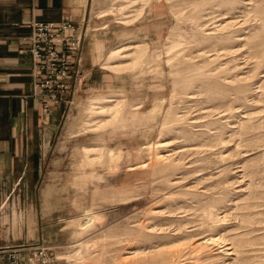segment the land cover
Masks as SVG:
<instances>
[{
	"label": "rangeland",
	"instance_id": "374dc122",
	"mask_svg": "<svg viewBox=\"0 0 264 264\" xmlns=\"http://www.w3.org/2000/svg\"><path fill=\"white\" fill-rule=\"evenodd\" d=\"M103 3L15 228L48 264H264V0Z\"/></svg>",
	"mask_w": 264,
	"mask_h": 264
},
{
	"label": "crops",
	"instance_id": "0c3cea01",
	"mask_svg": "<svg viewBox=\"0 0 264 264\" xmlns=\"http://www.w3.org/2000/svg\"><path fill=\"white\" fill-rule=\"evenodd\" d=\"M103 5V0H0V247L21 244L25 260L41 245L42 231L38 227L37 236L30 237L28 226L17 230L11 218L17 201H27L26 190L38 180L43 137L62 120L65 105L45 109L33 95L32 58L21 48L29 44L33 21L85 20L92 31L82 46V71L90 78L111 45L110 22L98 14ZM6 214L9 222L3 221ZM0 264L9 261L0 257Z\"/></svg>",
	"mask_w": 264,
	"mask_h": 264
},
{
	"label": "built area",
	"instance_id": "2783aa9c",
	"mask_svg": "<svg viewBox=\"0 0 264 264\" xmlns=\"http://www.w3.org/2000/svg\"><path fill=\"white\" fill-rule=\"evenodd\" d=\"M86 21H33L29 44L21 52L32 58L33 95L49 109L70 102V95L82 76L81 50L89 34ZM21 244L0 247V257L9 264H48V249L38 245L25 260Z\"/></svg>",
	"mask_w": 264,
	"mask_h": 264
},
{
	"label": "bare ground",
	"instance_id": "6f19581e",
	"mask_svg": "<svg viewBox=\"0 0 264 264\" xmlns=\"http://www.w3.org/2000/svg\"><path fill=\"white\" fill-rule=\"evenodd\" d=\"M115 52H116V50H113V51L111 52V55H113ZM195 74H196V73H195ZM205 74H207V72H205V73L202 72V76L205 75ZM198 76H199V75H198ZM98 98H100V97H96V99H98ZM113 112H114V111H113ZM114 113H116V112H114ZM116 150H117V149H116ZM117 151H118V150H117ZM117 154H118V153H117ZM109 158H111L110 160H113V159L116 158V153H115V151H113V150H112V151H109ZM90 217H91V216H90ZM90 217H89V218H90ZM91 222H92V221H91ZM133 253H134V255H135V254H137V255L140 254V252H138V251H135V252H133ZM132 256H133V255H132Z\"/></svg>",
	"mask_w": 264,
	"mask_h": 264
}]
</instances>
